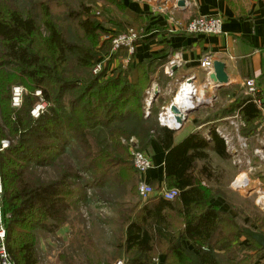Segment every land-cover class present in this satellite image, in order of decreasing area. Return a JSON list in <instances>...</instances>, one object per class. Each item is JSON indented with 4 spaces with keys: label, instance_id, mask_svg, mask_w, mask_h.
<instances>
[{
    "label": "trees",
    "instance_id": "obj_1",
    "mask_svg": "<svg viewBox=\"0 0 264 264\" xmlns=\"http://www.w3.org/2000/svg\"><path fill=\"white\" fill-rule=\"evenodd\" d=\"M93 2L123 15L121 0L86 3ZM41 5L44 38L30 12L24 14L11 1L0 0L1 199L6 248L15 264H39L40 233L51 234L69 224L87 190L103 185L124 199L115 202L124 235L119 243L113 235L109 264L119 252L125 257L123 264H167L169 257L174 264H264L260 246L239 227L264 233V214L257 208L247 212L231 206V215L211 205L216 198L231 205L212 186L220 183L213 181L208 158L209 152L229 158L224 141L213 132L210 140L194 132L176 143V130L158 124L157 109L144 117L145 92L155 67L123 68L120 60L127 55L121 49L112 60V75L93 76L90 71L101 54L109 52L110 41L101 44L105 32L90 5L56 20L47 4ZM20 86L28 97L12 107V88ZM40 102L45 107L34 117L32 111ZM236 104L247 134L262 116L246 97ZM150 135L164 150L165 187L178 196L165 201L156 195L155 205L137 214L139 177L129 160L128 141L133 138L142 147ZM82 242L84 238L76 245ZM87 246L91 244L82 247ZM67 255H59V264H81Z\"/></svg>",
    "mask_w": 264,
    "mask_h": 264
},
{
    "label": "crops",
    "instance_id": "obj_2",
    "mask_svg": "<svg viewBox=\"0 0 264 264\" xmlns=\"http://www.w3.org/2000/svg\"><path fill=\"white\" fill-rule=\"evenodd\" d=\"M178 1L121 0L124 12L118 17L131 26H138L145 34V38L135 44L134 56L126 67L131 66L134 71L138 67L148 66L150 70L152 66L155 67L145 97L150 89L154 91L153 88L157 87L158 95L149 108L157 109L158 113L171 101L178 90L179 82L192 77L201 90L202 96L198 103L207 102L208 106L201 107L189 115L187 121L176 130L174 141L179 143L194 132H200L204 137L213 126H228L229 131H236L237 138L243 140L246 145L236 156L228 153V159L237 170V182L243 175L246 181L252 182L249 176L255 172L261 174L260 178L264 179V119L255 124L253 131L244 134L245 123L236 104L242 97H246L243 86L245 80H254L264 94V0H184L183 8L177 7ZM169 16L173 21H168ZM204 16L223 18L221 35L203 37L186 35L177 30L179 25ZM174 55L179 56L182 64L169 76V68L166 65ZM125 58L124 56L120 60L122 66ZM208 58L225 66L228 82L222 89L215 90L211 81L209 84L205 83V73L198 70L200 62ZM144 142L141 149L148 156L151 168L143 177L156 193L165 185L164 150L155 135L148 136ZM209 156L218 158L212 152H209L208 158ZM236 157L241 158L239 166L234 164ZM241 168L243 170H240ZM263 193L261 191L259 199ZM156 197L154 195L146 202H142L138 197L135 213L138 214L143 207L152 208L157 201ZM211 205L222 212L235 215L231 205L221 198L213 199ZM67 228L63 226L57 232H61L60 235L63 236L68 233ZM158 257L162 262L163 255L160 253Z\"/></svg>",
    "mask_w": 264,
    "mask_h": 264
},
{
    "label": "rangeland",
    "instance_id": "obj_3",
    "mask_svg": "<svg viewBox=\"0 0 264 264\" xmlns=\"http://www.w3.org/2000/svg\"><path fill=\"white\" fill-rule=\"evenodd\" d=\"M9 1L18 7L20 12L24 14L30 12L35 17L39 27V32L42 34L43 38L46 35L43 26L44 22L42 19V8L40 7L42 6L41 4H47L50 15L54 20L57 18L63 19L68 13L78 14L83 11V6H87V4H89L94 19L97 20V22H100V28L102 29L101 33L105 32V34H102L100 37L102 45L108 42V40H104V38L108 37L109 32L116 33L117 31L119 34L127 31L128 29L140 31L136 25L131 26L130 24L124 22L123 19H120L118 17V12L113 8L102 6L101 3H86L87 0ZM101 55L104 56V53ZM20 88L23 89V96H25V98L28 97V93L25 88L21 86ZM137 146L138 149L143 152L139 146V142H137ZM209 158V162L214 170L213 181L215 184L220 183L218 187H215L217 185L212 184L214 190H216L215 188L221 190L222 193H224V197L226 196V198L229 199L231 202L230 204L234 207V209H245L249 212L252 211L251 208H257L264 214V210L260 207L263 206L264 208V193L262 194V198L259 199L261 191L264 192V179L260 178L261 174H256L257 172L254 171L255 173L249 176V179L252 182L246 184V186L240 190H233L230 186L237 177V170L234 168L230 160L225 159L223 161L216 157H214L216 158L214 159L212 156H209ZM240 170L243 169L241 168ZM90 180L91 178L89 177L88 181ZM138 181L135 183V188L138 185ZM257 181H259L258 184ZM76 188L77 187H75V189ZM242 198H245L246 200L243 201ZM118 201L121 202L124 201V199L119 194L114 195V193H111V190H105V185L97 190H88L87 198H85L83 202L84 204L80 203L78 211L74 212L73 216L70 218L71 220L69 224L65 225L68 227V233L62 236L60 235L61 232H57L59 229L51 234L40 233V237L38 239L39 264H59V255H62L64 252L68 254L67 256L74 255L76 260L78 259L77 261H80L81 264H83V261L87 259V262L84 264H96L98 260L101 262L100 264H109V253H112V250L110 249L111 243L115 239L113 235L116 236L118 243L120 242V238L122 239V236L124 235V226L119 221L120 215H117L116 213V211L118 212L120 209L118 207L119 204H115V202ZM84 206L85 210L82 212V208ZM82 238L85 239V242L76 245V242L81 241ZM73 241H75L74 245H72ZM87 242L90 243L91 246L83 248L82 246H85ZM92 251H94V253H92ZM115 258V261L111 264H115L118 261L124 263L125 261L124 255L122 256V253L120 252L116 253ZM166 263L174 264V259L169 257Z\"/></svg>",
    "mask_w": 264,
    "mask_h": 264
},
{
    "label": "built area",
    "instance_id": "obj_4",
    "mask_svg": "<svg viewBox=\"0 0 264 264\" xmlns=\"http://www.w3.org/2000/svg\"><path fill=\"white\" fill-rule=\"evenodd\" d=\"M146 1H153V0H146ZM160 10V8H158ZM168 21H173L171 16H169ZM223 18L219 16H204V17H197L189 20L186 22L185 25H179L178 31L184 34L189 35H196V36H219L221 35V26H222ZM143 30L135 31L132 29H128L123 33L117 34L115 37H105L104 40L110 41V50L107 54H105L99 61L92 67L91 73L95 77H99L101 74H105V76L112 75L113 69L115 68L114 63V56L119 52L121 49L126 51V58L123 61V66L126 67L130 64L132 57L134 56L135 52V44L145 38ZM112 62V63H111ZM181 62L179 60L178 55H174L170 61L167 63V68H169L168 74L171 76L173 71L181 66ZM213 59L208 58L205 61H201L198 70L203 71L205 73L204 82L210 83L209 74L213 72L212 70ZM172 68H174L172 70ZM171 70V71H170ZM244 92L247 100L254 105L258 112H260L262 118L264 119V104L263 103V91L262 89L256 85L254 80H245L243 83ZM178 90L172 97L171 101L162 108V111L157 115V122L163 127L172 128L168 126L167 122L171 120V105H177L175 102V97L178 94H182V96L186 95L182 105L186 106V108L194 107L198 104L201 95V90L198 86L193 82L192 77H188L183 81L179 82ZM37 96H40V92H37ZM23 96V89L20 87H13L12 88V107H19L22 101ZM154 97V91L150 89L147 92L146 97L144 98V106L145 112L144 117L149 116V107L152 104ZM45 107V104L42 102L38 104L32 111V115L37 117ZM264 125V122H262ZM232 127H235L233 123H230ZM176 126V125H174ZM213 132L216 134L221 140L224 141L226 145V151L229 154H234L236 156L238 153H241L243 149H245L246 145L243 140L237 138L236 131L232 133L229 131L228 126L217 125L213 126L210 129V132L207 135H204V138L210 140V133ZM238 144H237V143ZM128 143L130 144L129 147V157L130 162L139 176L138 185L136 187V194L138 195L139 199L142 202L148 201L154 195H159L165 201H174V199L178 196L177 191L167 190L165 185L159 188L158 192H154L152 186L147 182V180L143 177L144 173L151 168V162L148 156L140 151L137 146V142L133 138H131ZM7 143L3 141L1 146L3 148L7 147ZM233 156V157H234ZM235 165L241 164V158L236 157L234 159ZM237 184V178L231 184V188L233 190H240V188L234 186ZM246 186V185H245ZM245 186L242 185L244 188ZM88 192V190H87ZM2 194V185L0 181V264H15L13 259L11 258L9 252H7L6 248V234H5V221L3 216V201L1 199ZM258 204V202H257ZM259 205V204H258ZM260 206V205H259ZM261 209L264 210L263 206H260ZM85 206L82 208V212H84ZM115 264H123V262L118 261Z\"/></svg>",
    "mask_w": 264,
    "mask_h": 264
},
{
    "label": "water",
    "instance_id": "obj_5",
    "mask_svg": "<svg viewBox=\"0 0 264 264\" xmlns=\"http://www.w3.org/2000/svg\"><path fill=\"white\" fill-rule=\"evenodd\" d=\"M177 7L179 8L185 7V1L179 0L177 2ZM173 69L174 68H172V70ZM212 70L213 72L209 74V80L213 83V87L215 90L222 89L228 82V77L225 71L224 64H222L219 61H214L212 65ZM153 89H154V97H153L154 99L158 95V89L156 86ZM206 106H208L207 102L206 103L201 102V103H198L196 106L189 107V108H186V106L182 104L181 105H178V104L171 105V110H170L171 119L176 126L170 129L171 130L179 129L187 121V118L189 117L190 114L196 112L199 108L206 107ZM239 227H240V231L244 235H246L249 239H251L257 245L260 246L264 254V233H261L257 230H253L252 228L248 226L241 225Z\"/></svg>",
    "mask_w": 264,
    "mask_h": 264
},
{
    "label": "bare ground",
    "instance_id": "obj_6",
    "mask_svg": "<svg viewBox=\"0 0 264 264\" xmlns=\"http://www.w3.org/2000/svg\"><path fill=\"white\" fill-rule=\"evenodd\" d=\"M184 98H186V95H185V96H182V94H181V95H180V94L176 95V97H175V102H176V104L181 105V104L183 103V101H184ZM167 124H168V126H170V127H174V125H175V124L173 123L172 119L169 120V121L167 122ZM247 183H249V182L246 181V179H245V177H244V175H243V177L240 178L239 182H237V184H235L234 186H236V187L242 189V188H243L242 185L245 186Z\"/></svg>",
    "mask_w": 264,
    "mask_h": 264
}]
</instances>
